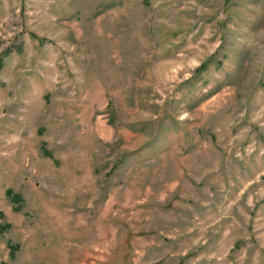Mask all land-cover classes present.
Here are the masks:
<instances>
[{"label": "rangeland", "instance_id": "rangeland-1", "mask_svg": "<svg viewBox=\"0 0 264 264\" xmlns=\"http://www.w3.org/2000/svg\"><path fill=\"white\" fill-rule=\"evenodd\" d=\"M0 224V263L264 264V0H0Z\"/></svg>", "mask_w": 264, "mask_h": 264}, {"label": "trees", "instance_id": "trees-1", "mask_svg": "<svg viewBox=\"0 0 264 264\" xmlns=\"http://www.w3.org/2000/svg\"><path fill=\"white\" fill-rule=\"evenodd\" d=\"M205 66H206V63H202V64L200 65L199 69L204 68ZM6 194H7L8 196H10L11 200H12L13 202H15V203L21 200L20 195L17 194V193H13L11 190H6ZM5 227H6V224H0V230H4ZM0 264H7V263L3 261V262H1Z\"/></svg>", "mask_w": 264, "mask_h": 264}]
</instances>
